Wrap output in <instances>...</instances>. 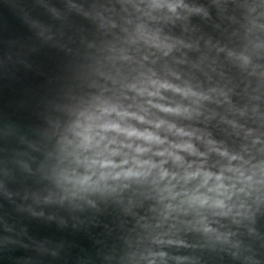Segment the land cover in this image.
Masks as SVG:
<instances>
[{"label": "clouds", "instance_id": "clouds-1", "mask_svg": "<svg viewBox=\"0 0 264 264\" xmlns=\"http://www.w3.org/2000/svg\"><path fill=\"white\" fill-rule=\"evenodd\" d=\"M69 9L101 39L88 45L93 91L50 155L61 202L129 194L130 215L147 203L150 218L137 221L145 235L127 264H186L172 250L190 247V233L239 257V230L254 234L264 207V0H92ZM223 19L234 43L204 31Z\"/></svg>", "mask_w": 264, "mask_h": 264}, {"label": "water", "instance_id": "water-1", "mask_svg": "<svg viewBox=\"0 0 264 264\" xmlns=\"http://www.w3.org/2000/svg\"><path fill=\"white\" fill-rule=\"evenodd\" d=\"M70 2L88 7L92 0H0V264H127L145 235L137 221L150 218L147 203L136 215L126 211L129 194L60 200L50 155L93 91L95 49L88 45L101 39ZM216 22L219 28L204 31L234 43L233 26ZM220 66L241 78L222 58ZM254 228L252 235L239 230L237 258L194 233L185 236L190 247L172 251L189 257L186 264H264V207Z\"/></svg>", "mask_w": 264, "mask_h": 264}]
</instances>
